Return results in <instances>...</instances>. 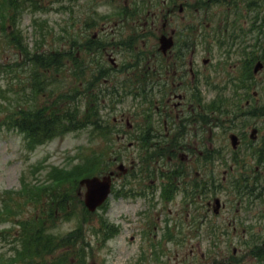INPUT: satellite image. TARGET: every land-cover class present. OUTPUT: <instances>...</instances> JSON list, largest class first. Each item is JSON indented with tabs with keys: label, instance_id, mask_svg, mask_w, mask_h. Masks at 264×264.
Returning a JSON list of instances; mask_svg holds the SVG:
<instances>
[{
	"label": "flooded vegetation",
	"instance_id": "obj_1",
	"mask_svg": "<svg viewBox=\"0 0 264 264\" xmlns=\"http://www.w3.org/2000/svg\"><path fill=\"white\" fill-rule=\"evenodd\" d=\"M95 1L111 10L103 13L106 20L94 17L88 28L77 30L80 66L73 79L79 81V96L90 78L94 85L107 83L114 91L109 96H141L134 108L141 122L122 118L129 130L120 139L133 136L138 124L134 144L152 147L153 166L142 173L149 183L140 194L146 199L154 191L157 199L169 201L164 191L193 192L198 201L181 204L207 222L216 213L208 194L220 185L215 180L221 164H239L241 171L230 170L255 185L264 176V0ZM64 56L62 48V77ZM213 82L218 98L209 101ZM158 210L145 208L143 219L159 218ZM173 213L168 208L165 217Z\"/></svg>",
	"mask_w": 264,
	"mask_h": 264
},
{
	"label": "rangeland",
	"instance_id": "obj_2",
	"mask_svg": "<svg viewBox=\"0 0 264 264\" xmlns=\"http://www.w3.org/2000/svg\"><path fill=\"white\" fill-rule=\"evenodd\" d=\"M33 1L38 4L37 8L40 10H26L22 20L16 26V29H21L23 34V45L32 52L36 46L37 32L40 30L39 25L45 24L44 28L50 31V35L42 41L43 48H46L48 50L46 53H49L61 46V43H58L59 32L65 28L73 32L75 28L82 26L86 16L85 12L88 10L87 6L82 7L86 3L84 0H80L75 5L78 11L75 15L73 13V0ZM90 10H96L101 14L111 10V8L108 3L96 2L94 9ZM8 29L12 30L11 27ZM39 56L45 55L40 54ZM18 57H20L18 48L9 44L3 34L0 37V65H2V69L10 64L15 63L16 65ZM28 68V65L19 70L16 68V72L13 70L12 73L10 70L7 72V68H5L2 71L3 74L0 75V209L3 208V204H7L10 208L18 211L17 204L21 203L22 211L16 215L19 216L17 218L23 219L30 218V214L33 212H40L36 206L26 205L32 202L29 197L23 196L25 189L23 179L28 184H31L32 181L36 182L37 177L42 180L50 166H65L68 159L70 160L77 154L83 157L102 153L107 145L106 140H100L97 137L96 140H92L89 137V131L84 130L56 138L33 151L30 150L23 134L17 129H9L7 126L8 116L11 113L18 112V108L29 107V99L25 97V95L29 96L30 94ZM73 82L75 85L78 83L75 79ZM61 86L64 85L61 84ZM206 95L208 100L215 99L217 90L209 88ZM41 101L42 99L39 97L38 103ZM129 102L119 104L117 114L110 115L109 112L103 114L119 119V123L124 125V131L125 120L121 121L122 112H125V118L131 116L126 112L127 109L132 108ZM120 109H122L121 112ZM16 114L11 115L12 118L14 116L17 118ZM115 136H122V133L116 129ZM129 141L130 138L115 143L112 145L111 152L113 156L123 154L122 161L128 167H130L129 162L132 160L140 163V150L137 146L129 148ZM113 156L107 160L113 159ZM118 164L110 169L116 170ZM232 164L233 162H228L227 165L221 164L220 176L221 174L224 176ZM122 179L115 183L116 187L122 184ZM147 183L149 180H146L145 184ZM20 191L23 192L18 193ZM150 197L151 195L148 199ZM215 197L220 198L226 204V209L221 210L223 212L213 222V225L219 227V236L210 233L212 228L208 229V225L202 226L200 231L190 228L191 226L197 227V224L190 222L189 216L185 217L186 206L180 203L179 195L173 201H160L161 206L157 211L159 218L151 219L146 217L143 219L140 215L145 208L147 210L157 209L153 208L151 203L148 204L144 197L117 199L112 195L108 201V207L90 215L89 220L85 223L84 231L87 241L91 245L87 250L86 264H261L251 254L250 249L254 244L253 238L255 236L264 237V214H262L264 206L248 207L245 199L237 201L230 189V181L226 188L224 183L223 190ZM211 199L209 198V200ZM80 206L79 204L78 207ZM40 207L42 209V206ZM168 208L174 212L170 218L165 217ZM237 209L240 211L237 212ZM76 212L80 217L84 214L81 208H77ZM101 217L115 225L118 230L117 234L105 242H102V239L93 232V228L98 230ZM193 217L199 218L198 216ZM13 218L14 215L0 226V230L13 228L9 234L12 237L16 228L13 226L16 219ZM11 219L13 220L10 221ZM171 220L173 223H169ZM78 221L76 217L70 221L60 220L57 224V231L60 233L73 231L78 226ZM176 223L178 224L175 234L177 242L166 241L164 233L168 226L173 228ZM147 232H149L148 238ZM12 246L13 244L0 242V255L4 259L13 256Z\"/></svg>",
	"mask_w": 264,
	"mask_h": 264
},
{
	"label": "trees",
	"instance_id": "obj_3",
	"mask_svg": "<svg viewBox=\"0 0 264 264\" xmlns=\"http://www.w3.org/2000/svg\"><path fill=\"white\" fill-rule=\"evenodd\" d=\"M28 57V53L25 50ZM34 57V60H38ZM59 103L54 105L48 112L46 109L41 110L39 113L34 114L32 117L29 113H23L18 118L15 126L20 128L21 132L33 137L35 141H45L50 139L54 133H66L77 121V112H73V116L69 113L70 107L61 108ZM70 108V109H69ZM105 133V131H102ZM92 163V162H91ZM93 172L91 165L75 166L73 168H59L54 167L48 172V179L52 181L46 190L49 193V202L58 207L55 210H49V216L54 217L56 213L63 212L65 217H70L74 213V209H70L71 203L74 202L75 192L77 186V179L81 176L88 175ZM58 182V183H55ZM36 196L40 197L41 192L38 191ZM82 233H69L61 237L55 233L39 232V247L40 249L47 250L53 257L58 256L59 251L64 250V254L59 256L58 261L51 262V264H65L70 255L74 254L79 257L80 252L84 250L83 245L85 241ZM264 257V247L259 248ZM65 260V261H64ZM50 263V262H49ZM48 263V264H49Z\"/></svg>",
	"mask_w": 264,
	"mask_h": 264
},
{
	"label": "water",
	"instance_id": "obj_4",
	"mask_svg": "<svg viewBox=\"0 0 264 264\" xmlns=\"http://www.w3.org/2000/svg\"><path fill=\"white\" fill-rule=\"evenodd\" d=\"M81 184L87 187L85 198L86 205L90 210L94 211L98 205L102 204L106 200L110 192L111 177L105 176L103 178H87L82 180Z\"/></svg>",
	"mask_w": 264,
	"mask_h": 264
}]
</instances>
